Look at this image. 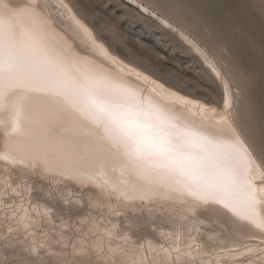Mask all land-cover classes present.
<instances>
[{"label":"rangeland","instance_id":"1","mask_svg":"<svg viewBox=\"0 0 264 264\" xmlns=\"http://www.w3.org/2000/svg\"><path fill=\"white\" fill-rule=\"evenodd\" d=\"M66 1L113 53L184 94L221 109L225 79L237 123L243 125L240 118L247 113L252 115L253 131L245 125L242 135L259 158V130L264 114V0H186L191 22L163 9L160 0ZM182 34L195 37L194 41L206 53L210 48L208 56L227 76L217 79ZM79 48L85 52L84 45L79 44ZM3 166L0 161V174ZM8 175L12 187L25 183L30 187L31 195L26 200L31 201V207L14 194L6 195L5 187L0 190V264H80L81 261L107 264L110 253L106 256L99 250L95 254L87 251L96 244L90 240L92 234L88 228L81 224L84 221L87 225L85 217L103 226H131L127 244H143L144 250L148 246L162 249L175 244L181 264L185 261L216 264L218 260L222 264H232L233 260L245 264L261 260L264 235L257 236L253 227L219 206L198 207L197 219L187 217L188 226L179 219L175 205L116 204L111 198L99 195L94 186L67 178L40 179L33 171L19 168H12ZM62 196H68L73 202L78 199L80 204L65 203ZM89 200L97 206L85 207ZM21 203L29 209L27 215L20 211L14 214L13 209ZM46 208L51 209L47 216L33 211L43 213ZM117 211L121 214H113ZM29 216L34 222L22 226L18 219ZM189 239L188 251L185 242ZM79 240L84 242V245L78 244L84 251L74 250L73 243ZM115 244L117 248L129 247L123 240ZM233 252L239 255L231 258ZM176 255L173 250L171 259ZM160 261L163 260L157 264Z\"/></svg>","mask_w":264,"mask_h":264},{"label":"snow or ice","instance_id":"2","mask_svg":"<svg viewBox=\"0 0 264 264\" xmlns=\"http://www.w3.org/2000/svg\"><path fill=\"white\" fill-rule=\"evenodd\" d=\"M160 6L191 22L186 0H160ZM17 7L19 6L12 5L10 0H0V112L11 111L14 115L11 121V132L6 128L5 135H11L20 130V116L25 102L40 97L46 99L47 104L36 110V134L28 146L27 161L21 158L11 161L12 163H19L32 169L34 175L40 179L54 176L57 173L53 170L52 161L79 156V137L86 130L96 139L98 146L104 149L98 154L101 164L105 158L115 159L123 177L130 161L135 165L136 171L144 182L139 185L135 182L130 184L127 180L109 183L108 180L94 181L92 177L85 181L72 175L67 176V179L81 185L94 184L100 190L99 195L106 197L115 195L118 199L129 200L136 199L137 193L150 191L159 194L161 190H167L168 197L171 199H182L186 193L187 196L193 197L204 205H220L237 214H239L237 212L239 205L250 206L255 203L256 186L250 180L242 178L246 177L253 167H264V114L261 117L259 130L258 149L261 161L259 166L255 165L252 153L248 151L251 145L246 146L240 139L245 125L250 132L253 131L252 115L247 113L245 117L240 118L244 121L243 125L237 123V118L229 111L232 105L228 99L227 90L224 92L220 106L222 114L218 113L219 121L210 124L200 133L189 134L181 132L176 129L175 124H172L171 129L176 130L165 133V142L170 143L169 137L175 136L177 141L175 150L171 155L168 149L156 153L163 156L166 162L154 164L150 159L153 154L146 152L142 143L133 140L116 115L117 110L123 108L126 103L129 93L126 89L108 84L101 70H97L85 80H80L74 73L70 74L66 71L65 61L54 50L47 47L38 49L39 55H31L24 59L14 56L11 51L5 53L3 21L5 16L10 18L14 15ZM26 7H33V5L29 4ZM34 7L39 9L41 6L37 3ZM168 26L171 27L170 24ZM203 30L201 28V31ZM13 38H15L14 33L9 30L8 39ZM188 42L193 43V41ZM207 53L211 55L210 48L207 49ZM209 67L217 79L227 76V72H217L214 65L209 64ZM212 111L216 112V108H212ZM84 121L90 122L94 127L86 128ZM105 141L107 144L102 143ZM190 146H194L197 151H189ZM123 157H127L128 161H124ZM8 159L7 155L0 156V160ZM158 168L163 171H157ZM115 170L116 168L113 167V171ZM59 175L63 176L65 173L61 171ZM154 176L159 179H155ZM173 177H175V185H181V188L169 182ZM260 179L264 182V171L260 173ZM19 188H23V191H17ZM4 191L6 195L14 194L31 207V201L26 200V196L31 195L28 185L20 184L13 188L11 184H7ZM175 193L179 195H174ZM138 198L144 200L150 197L141 194ZM62 199L68 204H80L78 199L73 202L68 196H62ZM261 203H264V197H261ZM96 206V203L91 200L85 203V207ZM196 207H199V204ZM16 211L27 215L29 209L21 203L18 208L13 209L14 214ZM33 211H36L37 215L47 216L51 209L46 208L43 213L37 209ZM113 214L121 213L117 211ZM85 220L88 222L87 225L84 221H81V224L88 228L90 234L95 233L98 227H103L91 217H85ZM256 227L264 231V220L256 223ZM130 231H132L131 226L124 228L113 224L111 228L105 229L106 235L99 238L95 248H89L87 251L95 254L96 250H99L106 256L111 253L107 264H129L126 259L128 250L120 247L117 251L112 245L118 240H123L127 244ZM134 247L139 249L144 245L136 243ZM174 250L177 255L171 261L167 258L160 261V264H181L179 249ZM147 251L145 249V254L139 261L133 258L131 264H157L155 260L149 259ZM80 264H90V262L81 261ZM237 264L241 262L238 261Z\"/></svg>","mask_w":264,"mask_h":264},{"label":"bare ground","instance_id":"3","mask_svg":"<svg viewBox=\"0 0 264 264\" xmlns=\"http://www.w3.org/2000/svg\"><path fill=\"white\" fill-rule=\"evenodd\" d=\"M10 2L12 5L19 7L15 8L14 15L10 18L5 16L3 21V28L5 30V53L7 54L8 51H11L14 56L24 59L31 55H39L40 53L37 50L47 47L54 50L56 54H59L65 61L66 71L70 74L74 73L80 80H85L95 74L97 70H101L108 84L113 87L126 89L129 93L126 103L123 108L117 110L116 115L123 123L125 129L131 134L133 140L142 143L146 152L153 154L150 159L154 164L166 162L163 156L157 155L156 153L168 149L169 155H171L175 150L176 138L175 136H171L169 137L171 142H165L166 132H174L176 129H179L185 134L200 133L210 124H215L219 121L220 115L218 113L222 114L221 109L166 85L161 80L113 53L95 36L91 27L77 15L66 0H10ZM37 3L41 6L39 9L34 7ZM29 4L33 5V7H26ZM77 21H79V24H77ZM161 21L168 24L163 18H161ZM9 30L13 31L15 37L11 40L8 39ZM182 36L187 43H189L188 41H193V43L189 44L203 57L208 67L209 64H212L216 67L217 72H221L217 64L196 41L185 34H182ZM79 44L84 45L85 52L79 48ZM205 55H207V60H205ZM223 81V90L224 92L227 90L228 99L232 105L233 98L229 84L225 79ZM226 85L227 88H225ZM46 104L47 100L40 97L25 102L23 113L20 116V130L11 135H5V129L7 128L11 132V121L14 119V115L11 111L0 112V121H3V123H0V156L7 155L9 157L8 160H0L4 164L2 173L0 174V190L7 184H11L8 172L12 168H19L22 171H33L30 168L24 167L22 164H14L11 161L20 160L21 158L27 161L28 146L32 143L36 134V110ZM212 108H216V112H213ZM229 111L233 112V106ZM210 117L213 119H209ZM172 124L176 125V129H171ZM84 125L86 128L94 127L88 121H84ZM240 139L248 146L243 135L240 136ZM78 143L80 149L79 156L52 161L53 170L57 173L51 176L52 178H67L68 175H72L85 181L89 177H92L97 182L108 180L109 183H112L114 181L127 180L130 184L133 182L138 185L144 183L136 171L135 165L128 161L127 157L122 158L124 161H128V169L123 177H121L119 164L115 159L105 158L103 164H101L98 159V154L103 152L104 149L98 146L96 139L90 136L86 130L79 137ZM102 143L107 144L106 141ZM188 150L193 152L197 151L194 146H190ZM248 151L252 153L255 165H261V161L250 147H248ZM113 167L116 168L115 171H113ZM61 171L65 175H59ZM157 171H163V169L158 168ZM262 171H264V167H253L248 175L242 178L250 180L256 186L254 189L256 197L255 203L250 206L245 204L239 205L237 207L239 214L230 212L220 205H216L226 210L234 218L253 227L258 232L255 233L254 231L257 236L259 233L264 235V231L256 227V223L264 220V203H261V197H264V190H262L264 182L260 179V173ZM154 178L159 179V177L155 176ZM169 182L175 185V177L170 179ZM85 184L95 187L92 183ZM175 186L177 188L182 187L181 185ZM96 189L100 192L98 188ZM141 194L150 198L141 200L138 198ZM136 195V199L129 200L118 199L115 195L107 198H111L116 204L142 203L149 205L150 203L163 202L175 205L180 216L179 219L188 226H190L188 216L192 217V219H197L196 209L198 207L196 205L199 204V207L206 206L196 201L193 197L187 196L186 193L182 199H171L168 197L167 190H161L159 194L149 191L147 193H137ZM174 195H179V193H175ZM240 195L242 196V193ZM18 220H20L24 227L34 222L31 216L25 218L20 217ZM242 226L245 227L243 224ZM111 227V225L98 227L95 233H92L90 236L93 244H97L99 238L106 235L105 229ZM247 228L249 229L248 226ZM233 230L235 231V227ZM78 244L84 245L83 240L73 243L75 246L74 250L81 251L84 249V247H80ZM185 244L186 248H188L191 245V240L189 239ZM127 245L129 247L125 248L128 250L126 259L129 264H131L133 258L139 261L144 256V249H136L134 246ZM117 246V244L112 245L113 248L119 251L120 247L117 248ZM174 249H177L175 244L162 249L148 246L147 255L156 262L165 260L166 258L170 260ZM189 250L190 247L188 248ZM238 255L239 253L233 252L230 257L234 258ZM260 257V261L258 259L256 261L250 260L245 264H264V243L261 246ZM216 264L222 263L218 260ZM232 264H237V262L233 260Z\"/></svg>","mask_w":264,"mask_h":264}]
</instances>
